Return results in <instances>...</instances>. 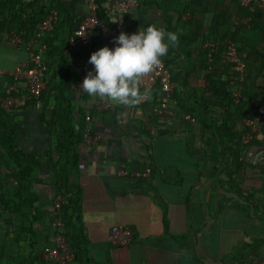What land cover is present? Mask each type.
I'll return each mask as SVG.
<instances>
[{"label":"crops","instance_id":"crops-1","mask_svg":"<svg viewBox=\"0 0 264 264\" xmlns=\"http://www.w3.org/2000/svg\"><path fill=\"white\" fill-rule=\"evenodd\" d=\"M29 1L32 0H18L16 7H24ZM40 1L52 2L48 14L57 12L50 30L38 37L37 30L32 35L19 31L24 40L21 47L11 41L12 32L10 41L0 40V92L4 93L0 99L11 95L24 100L20 107L0 105V264H55L41 258L40 253L53 243L52 205L65 191L56 169L63 160L57 137L66 132H60L57 124L52 126L54 105L63 98L62 110L80 133L76 165L68 169L67 190L79 198L75 224L83 250L79 258L67 264H235L239 256L243 259L239 262L247 264L250 256L264 254L262 150L247 154L248 167L242 173L240 188L244 194L254 193L257 208L243 203L238 207L237 195L219 181L222 177L214 169L221 160L204 151L209 140L202 139L199 127L183 121L172 128L160 122L147 126V112L157 100L159 103L160 97L153 71L141 83V90H148L150 95L135 104L90 97L78 86L92 68L88 62L90 53L104 45L112 47L120 31L131 33L148 24L176 34L184 30L177 16L189 0H103L112 21H118L104 24V29H94L88 37L90 49L84 53L75 48L69 37L88 13L86 1L36 3ZM229 1L208 0L207 8H228ZM26 7L28 12L31 6ZM200 7L196 0V8ZM10 9L5 11L7 18L16 12L14 7ZM71 16V25L65 24V18ZM186 16L181 14L182 19ZM212 18L209 12L200 14L203 44L221 41L213 38ZM58 21L60 30L55 27ZM46 35L51 42L49 37L44 38ZM59 38L67 42L62 46L66 64L63 68L76 79L67 88L60 87L63 95L58 98L63 69H58L57 62L50 65L47 61L52 55L46 54ZM245 38L247 43L256 44L257 31L248 28ZM30 48L40 54L46 65L45 82L51 80L50 85L55 87L38 101L33 100L38 97H27L23 80L17 81V89H9V73L16 66L30 63ZM178 59L177 70L191 62L199 68V57L186 59L181 55ZM186 84L188 91L194 88L201 92L206 79L202 71L194 70ZM84 131L98 136L91 149L83 140ZM16 159L29 168L24 181L18 180L20 163ZM118 224L132 230L128 245L112 246L108 241L110 228ZM237 249L240 252L236 254Z\"/></svg>","mask_w":264,"mask_h":264},{"label":"trees","instance_id":"trees-1","mask_svg":"<svg viewBox=\"0 0 264 264\" xmlns=\"http://www.w3.org/2000/svg\"><path fill=\"white\" fill-rule=\"evenodd\" d=\"M102 1L95 0L97 3V16L104 24L111 25V15L105 10ZM145 1L143 0V2ZM17 2L18 0L0 1V40L10 41V33L13 31H22L24 35H32L38 30L41 20L48 14L49 9L53 7L51 1L48 3L40 1L38 4L36 0H32L25 3L24 7L21 5L16 7ZM199 3L200 9L196 8V0H189L183 4L181 10H179L180 12H178L177 19L184 25V30L177 34L178 44L170 47L168 53L161 58L170 69L173 83L169 106L174 113L171 124L165 126L172 128L176 125V122L183 121L189 126L196 125V128L199 127L202 132V139L209 140L208 143H205L206 148L204 151L214 156L216 160H221L219 165L214 168L216 174L222 177V181L220 179L219 181L228 185L227 190H232L237 195L236 201L238 203L236 205L238 207L242 203L246 207L251 204L254 205L256 210L257 205L253 202L254 193L244 194L240 191V188L243 181L242 173L248 167V153L258 154L259 151H263L260 154L264 174V125L261 128V133L253 135L248 142L242 141L241 134L247 129L243 123L245 117H255L259 111H262L264 119V82L261 81L264 78V4L261 8L249 11L240 5V0H230L228 8L220 6L218 8L214 7L212 10L207 8L208 0H199ZM26 5L31 6L28 12ZM10 6L14 7L16 12L7 18L5 11L11 10ZM207 12L211 13V17H213L212 28L215 30L213 38H218L217 40L221 41L226 38L231 39L235 42L238 53L243 55L245 69L243 80L240 82V98L238 101H234L232 96V91L236 85L230 83L231 80L237 81V73L233 70L232 65H225L221 62L226 53L224 44L220 41L213 49L202 47L205 36L201 33L199 19L200 14L205 15ZM21 13L24 16L20 15ZM181 14H186V18L182 19ZM65 22V24L71 25L72 16L65 18ZM60 25L61 21H58L55 27L59 29ZM248 28L257 31L258 41L256 44L246 42L245 35ZM48 37L46 35L44 38ZM49 39L51 42L50 37ZM58 40L60 44L54 42L51 48H47L48 54L46 55L47 57L52 55V59L47 61L50 65L57 62L58 69H63L64 74L60 77V84L58 83L57 86L60 93L59 98L63 95V89L60 90V87L67 88L76 78L71 72H66L67 70L63 68L66 67V64L63 58L62 46L67 42L61 38ZM181 55L186 59L191 56L199 57V68L194 62H191L183 66L182 69L177 70V59ZM186 59L185 61H189ZM194 70L202 71L203 77L206 79L205 90L201 92H196L194 88L188 91L186 88L187 78ZM66 73H68L67 76ZM49 78L54 79V77ZM50 81L45 82L38 98L33 100L43 99L48 89L47 94L55 90V87L50 85ZM54 82L57 83L56 80ZM2 93L0 92V96L4 94ZM63 100L64 98L59 102L56 101V105H54L53 111L56 112V116L52 120V126L57 124L60 132L61 130L66 132V134L61 132L57 137V146L59 151L62 152L61 158L63 160L58 164L56 170L58 179L61 180L60 186L65 189L64 194L60 196L66 198L65 203L61 206L60 213L65 235L74 251L73 260H75L81 256L83 251L79 244L80 234L77 232L78 229L75 224L76 214L79 210V198L75 197L73 191L67 190V175L68 169L76 165L77 138L80 133L67 120L70 116L62 110ZM157 106L158 100L153 103L147 112L148 127L158 124L159 114L155 111ZM184 113H189V118L185 117ZM61 117L65 120H61ZM203 146L204 144H202ZM16 163H20L19 172L17 173L18 180L23 179L24 181L25 177L30 174L29 168L24 166L18 159H16ZM218 169H220L219 172ZM261 192L264 195V182ZM238 252H240L239 249L236 250V254ZM40 257L43 258L41 253ZM255 258L264 261V254H254L253 258L250 256L247 264H251ZM240 260L243 259L239 256L235 260V264H241L242 261L239 262ZM47 261L51 262L50 260Z\"/></svg>","mask_w":264,"mask_h":264},{"label":"built area","instance_id":"built-area-1","mask_svg":"<svg viewBox=\"0 0 264 264\" xmlns=\"http://www.w3.org/2000/svg\"><path fill=\"white\" fill-rule=\"evenodd\" d=\"M85 1L88 6V13L80 20L69 37V41L80 53H84L90 49L88 42L89 34L94 29H104L105 27L104 23L97 16V3L95 0ZM121 4L122 6L125 5L124 2H121ZM263 4L264 0H240V5L249 11H253L255 8H261ZM56 15L57 12L52 10L42 19L36 32L37 37L41 36L45 31H48L53 27V24L56 21ZM21 35L22 34L20 32H12L11 41L18 47H21L24 44V40ZM222 43L226 48V53L222 59V63L225 65H232L233 70L237 73V81L231 80L230 83L236 85L235 89L232 91V96L234 101H238L240 98V82L243 80L245 62L242 59V56L238 54L234 41L227 38L222 41ZM27 45H30V43H27ZM203 45L204 47H210L213 49L216 45H218V42L206 41ZM29 51L28 55L30 63L16 66L9 73L12 78L9 89H17V81L23 80L25 89L27 90V97L37 98L45 84L46 65L42 61L39 53L34 52L32 48H30ZM153 72L157 76L160 88L159 103L155 108V111L159 114L158 122L168 125L172 122L171 118L174 113L173 109L169 106L172 91L171 72L169 67L166 66L163 61H161V64L156 67ZM79 88L81 87L79 86ZM23 104L24 100L22 98H15L11 95L0 99V105L3 108H9L11 106L20 107ZM184 116L189 117L188 114H185ZM85 118L89 119L90 117L86 114ZM243 123L247 129L241 134V139L243 142H248L253 135L261 133V128L264 125L262 111H259L255 117H245L243 119ZM97 139V135H92L89 132L84 131L83 140L88 149L92 148ZM65 201V197L58 196L53 202L50 222L53 228V243L49 246H45L41 250V256L55 264H67L73 261L74 258V251L67 241L63 219L60 213L61 206L65 203ZM131 238L132 230L127 225L118 224L112 226L109 230L108 241L112 246L128 245L131 242ZM251 264H264V261L255 258L252 260Z\"/></svg>","mask_w":264,"mask_h":264},{"label":"clouds","instance_id":"clouds-1","mask_svg":"<svg viewBox=\"0 0 264 264\" xmlns=\"http://www.w3.org/2000/svg\"><path fill=\"white\" fill-rule=\"evenodd\" d=\"M178 42L175 32L156 24L131 33L120 31L112 47L104 45L90 53L88 62L92 68L79 86L90 97L122 105L138 103L150 95L148 90H141L144 77L161 64V58Z\"/></svg>","mask_w":264,"mask_h":264},{"label":"rangeland","instance_id":"rangeland-1","mask_svg":"<svg viewBox=\"0 0 264 264\" xmlns=\"http://www.w3.org/2000/svg\"><path fill=\"white\" fill-rule=\"evenodd\" d=\"M79 22H80V21H79ZM79 22H78V23H79ZM78 23H77V24H78ZM76 26H77V25H76Z\"/></svg>","mask_w":264,"mask_h":264}]
</instances>
